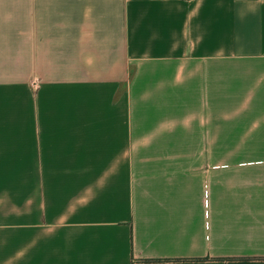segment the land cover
<instances>
[{"label":"crops","instance_id":"obj_1","mask_svg":"<svg viewBox=\"0 0 264 264\" xmlns=\"http://www.w3.org/2000/svg\"><path fill=\"white\" fill-rule=\"evenodd\" d=\"M0 264H264V0H0Z\"/></svg>","mask_w":264,"mask_h":264}]
</instances>
